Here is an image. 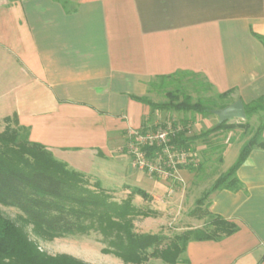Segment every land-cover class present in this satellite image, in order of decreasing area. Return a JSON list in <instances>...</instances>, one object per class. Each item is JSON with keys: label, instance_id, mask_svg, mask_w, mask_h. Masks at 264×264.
<instances>
[{"label": "crops", "instance_id": "1", "mask_svg": "<svg viewBox=\"0 0 264 264\" xmlns=\"http://www.w3.org/2000/svg\"><path fill=\"white\" fill-rule=\"evenodd\" d=\"M186 73L233 102L263 97L264 0H0V120L16 114L32 142L105 189L141 188L125 177L153 198L158 181L122 152L157 125L138 100L150 84ZM237 175L244 188L214 193L209 211L238 231L191 241L188 264H264V150Z\"/></svg>", "mask_w": 264, "mask_h": 264}, {"label": "trees", "instance_id": "2", "mask_svg": "<svg viewBox=\"0 0 264 264\" xmlns=\"http://www.w3.org/2000/svg\"><path fill=\"white\" fill-rule=\"evenodd\" d=\"M185 75L197 76L193 73ZM183 76V75H182ZM179 74L161 77V81L175 80ZM176 89L168 92L167 102L156 103L148 97L138 100L149 105L152 111H176L210 115L213 108L199 99L194 102L189 94ZM233 91L217 94L226 100ZM181 94L182 99H180ZM228 106L222 105L220 108ZM246 118L264 112V96L250 104H244ZM5 129L0 132V204L15 207L21 215L19 219L32 227L36 237L54 240L69 236H82L97 233L106 246L104 252L113 254L126 264H145L152 259L166 264H188L183 259L191 241H220L238 231V226L209 211L211 196L222 190L232 192L244 188L238 178V169L254 149L264 150V121L257 127L253 136L244 144L236 162L219 175L212 185L196 201L189 216L198 220H208L204 228L186 230L168 238L162 234L136 233L134 221L137 216L150 215L141 212L133 204V196L144 200L153 198L138 187H127L132 192L123 201H116L111 192L102 187L99 181L91 184L87 175L71 169L67 163L56 159L44 145L30 140V129L21 126L18 116L3 119ZM174 128L177 124L170 121ZM168 123L148 126L141 132L165 127ZM234 128L227 122L218 123L200 135H189L187 127H181L171 136L169 144L179 149L190 150L196 141L206 139L223 130ZM131 137L127 139V144ZM160 152V148H145L148 156ZM193 153V152H192ZM194 170L190 165L186 168ZM203 212L202 214H199ZM206 213V214H205ZM0 264H87L68 255L50 256L41 252L25 229L15 221L4 217L0 212Z\"/></svg>", "mask_w": 264, "mask_h": 264}, {"label": "rangeland", "instance_id": "3", "mask_svg": "<svg viewBox=\"0 0 264 264\" xmlns=\"http://www.w3.org/2000/svg\"><path fill=\"white\" fill-rule=\"evenodd\" d=\"M152 90L149 98L162 103L169 100L168 92H179L189 94L193 101L203 100L214 110L222 109V105L234 103L232 99L220 100L217 93L214 92L209 84L200 76L183 75L175 80L159 81L150 84ZM182 99L181 94H179ZM257 100V99H256ZM254 100V101H256ZM252 103V102H251ZM213 110V111H214ZM160 116L157 124L175 122L179 126L187 127L189 135H200L206 130L219 123V118L214 113L210 115H201L198 113H183L176 111H158ZM162 113V114H161ZM174 113V114H173ZM167 114V115H166ZM174 115L175 119L170 116ZM185 117V119H183ZM264 121V112L251 115L245 119H232L227 121L234 128L223 130L211 135L206 139H200L193 143L191 152H193L194 170H178L169 178H157L146 172L135 168L131 155L127 151V144L124 147L123 154L130 159V164L135 171H140L158 181V190L154 193L151 201L144 200L138 195L133 196V204L141 212L149 214L146 216H137L134 221V231L136 233L162 234L168 238L183 233L185 230L205 226L208 217L204 220H197L190 217V212L195 208L196 201L212 185L219 175L226 172L237 160L244 144L253 136L257 127ZM3 119L0 120V132L5 129ZM152 126H155L153 123ZM264 138V137H263ZM128 139V138H127ZM91 184L96 179L88 177ZM117 179L127 181V183L139 186L143 189L148 187L146 184H138L134 180H125V177ZM118 180V181H119ZM150 182L153 179H145ZM137 183V184H136ZM151 183V182H150ZM103 187H107L111 182H102ZM121 184V183H120ZM107 189L116 201H123L130 196L132 192L125 186ZM146 185V186H144ZM150 185V184H148ZM149 188V187H148ZM209 200L205 204L208 205ZM1 214L23 227L29 234L39 250L50 256L68 255L87 264H126L122 259L113 254L105 253L103 250L105 244L101 242V236L97 233L90 235L69 236L56 238L54 240H43L36 237L32 232V227L25 225L19 216L21 212L15 207H8L0 204ZM203 212L199 213L202 214ZM206 214V213H205ZM183 259H187L183 255ZM145 264H166L162 260L152 259ZM185 264V263H180Z\"/></svg>", "mask_w": 264, "mask_h": 264}, {"label": "built area", "instance_id": "4", "mask_svg": "<svg viewBox=\"0 0 264 264\" xmlns=\"http://www.w3.org/2000/svg\"><path fill=\"white\" fill-rule=\"evenodd\" d=\"M171 123L156 130L141 132L134 130L130 133V141L127 144V151L132 157L133 166L157 178H169L181 168L193 164V153L190 150L179 149L169 144L171 136L179 131ZM160 148L153 156H148L145 148Z\"/></svg>", "mask_w": 264, "mask_h": 264}, {"label": "water", "instance_id": "5", "mask_svg": "<svg viewBox=\"0 0 264 264\" xmlns=\"http://www.w3.org/2000/svg\"><path fill=\"white\" fill-rule=\"evenodd\" d=\"M213 113L218 116L219 123H224L232 119H245L246 112L242 101L238 100L226 106L225 108L214 110Z\"/></svg>", "mask_w": 264, "mask_h": 264}]
</instances>
